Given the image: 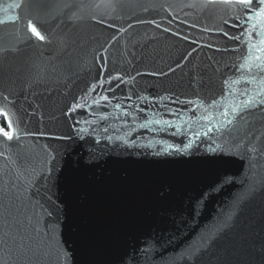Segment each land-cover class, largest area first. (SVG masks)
I'll list each match as a JSON object with an SVG mask.
<instances>
[{
    "label": "water",
    "instance_id": "obj_1",
    "mask_svg": "<svg viewBox=\"0 0 264 264\" xmlns=\"http://www.w3.org/2000/svg\"><path fill=\"white\" fill-rule=\"evenodd\" d=\"M259 3L0 0V264H264Z\"/></svg>",
    "mask_w": 264,
    "mask_h": 264
},
{
    "label": "snow or ice",
    "instance_id": "obj_2",
    "mask_svg": "<svg viewBox=\"0 0 264 264\" xmlns=\"http://www.w3.org/2000/svg\"><path fill=\"white\" fill-rule=\"evenodd\" d=\"M223 2L225 4H228V5L235 3L236 5H239L242 8H244L245 10H249L253 7V0H223ZM261 5H264V0H260V3L255 5V7L258 8L256 16L261 18V19H264V7H262ZM10 7H11V5H10ZM28 26L37 38L43 39V37L36 30V28L32 26L31 22L29 23ZM261 43H264V41H262ZM253 47H255V46H253ZM5 118H7L6 114H5ZM9 128H11L10 123H9ZM0 134L7 137L9 140H11L13 138V133L11 131H4L2 128H0Z\"/></svg>",
    "mask_w": 264,
    "mask_h": 264
},
{
    "label": "trees",
    "instance_id": "obj_3",
    "mask_svg": "<svg viewBox=\"0 0 264 264\" xmlns=\"http://www.w3.org/2000/svg\"><path fill=\"white\" fill-rule=\"evenodd\" d=\"M0 126L4 127V128H8V125H7V123H6V121H5V119H4L2 114H0Z\"/></svg>",
    "mask_w": 264,
    "mask_h": 264
},
{
    "label": "rangeland",
    "instance_id": "obj_4",
    "mask_svg": "<svg viewBox=\"0 0 264 264\" xmlns=\"http://www.w3.org/2000/svg\"><path fill=\"white\" fill-rule=\"evenodd\" d=\"M1 127V126H0ZM4 131H10V128H4V127H1Z\"/></svg>",
    "mask_w": 264,
    "mask_h": 264
}]
</instances>
